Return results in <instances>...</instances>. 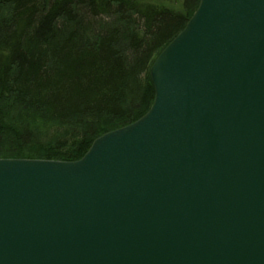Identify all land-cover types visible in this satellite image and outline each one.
<instances>
[{"label": "water", "instance_id": "1", "mask_svg": "<svg viewBox=\"0 0 264 264\" xmlns=\"http://www.w3.org/2000/svg\"><path fill=\"white\" fill-rule=\"evenodd\" d=\"M149 75L81 159H0V264H264V0H200Z\"/></svg>", "mask_w": 264, "mask_h": 264}, {"label": "trees", "instance_id": "2", "mask_svg": "<svg viewBox=\"0 0 264 264\" xmlns=\"http://www.w3.org/2000/svg\"><path fill=\"white\" fill-rule=\"evenodd\" d=\"M199 1L0 0V159L77 161L140 119Z\"/></svg>", "mask_w": 264, "mask_h": 264}, {"label": "rangeland", "instance_id": "3", "mask_svg": "<svg viewBox=\"0 0 264 264\" xmlns=\"http://www.w3.org/2000/svg\"><path fill=\"white\" fill-rule=\"evenodd\" d=\"M168 4H171V1H170V2H168Z\"/></svg>", "mask_w": 264, "mask_h": 264}]
</instances>
